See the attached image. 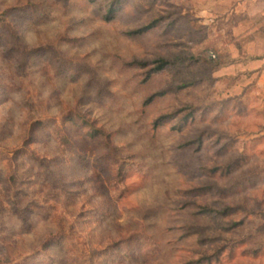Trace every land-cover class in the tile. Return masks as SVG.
Returning <instances> with one entry per match:
<instances>
[{
  "label": "rangeland",
  "instance_id": "obj_1",
  "mask_svg": "<svg viewBox=\"0 0 264 264\" xmlns=\"http://www.w3.org/2000/svg\"><path fill=\"white\" fill-rule=\"evenodd\" d=\"M215 6L0 0V264H264V72Z\"/></svg>",
  "mask_w": 264,
  "mask_h": 264
},
{
  "label": "crops",
  "instance_id": "obj_2",
  "mask_svg": "<svg viewBox=\"0 0 264 264\" xmlns=\"http://www.w3.org/2000/svg\"><path fill=\"white\" fill-rule=\"evenodd\" d=\"M215 4L227 18L231 57L241 59L235 64H257L250 70L264 72V0H215ZM244 59H248L247 62H243Z\"/></svg>",
  "mask_w": 264,
  "mask_h": 264
},
{
  "label": "trees",
  "instance_id": "obj_3",
  "mask_svg": "<svg viewBox=\"0 0 264 264\" xmlns=\"http://www.w3.org/2000/svg\"><path fill=\"white\" fill-rule=\"evenodd\" d=\"M227 59H228L227 60V65L235 64L236 62L241 60L239 58L231 57V53H230L228 44H227ZM205 61L208 62V63H211V61H207V60H205ZM157 62H158V65L155 67V70H161V69L165 68L166 66H168L169 64H171L170 60L164 59V58L159 59ZM214 63H215L214 64V66H215L214 68L220 66V63H218L217 60L214 61Z\"/></svg>",
  "mask_w": 264,
  "mask_h": 264
}]
</instances>
